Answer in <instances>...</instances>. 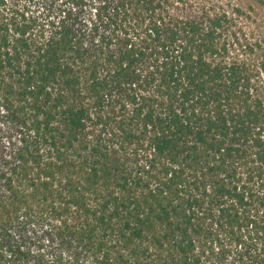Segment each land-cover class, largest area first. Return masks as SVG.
Segmentation results:
<instances>
[{"label": "trees", "instance_id": "trees-1", "mask_svg": "<svg viewBox=\"0 0 264 264\" xmlns=\"http://www.w3.org/2000/svg\"><path fill=\"white\" fill-rule=\"evenodd\" d=\"M0 264H264L252 8L0 0Z\"/></svg>", "mask_w": 264, "mask_h": 264}, {"label": "rangeland", "instance_id": "rangeland-1", "mask_svg": "<svg viewBox=\"0 0 264 264\" xmlns=\"http://www.w3.org/2000/svg\"><path fill=\"white\" fill-rule=\"evenodd\" d=\"M242 5L252 8L253 16L256 17L261 28H264V0H240Z\"/></svg>", "mask_w": 264, "mask_h": 264}]
</instances>
